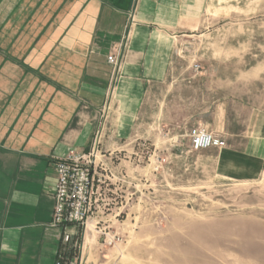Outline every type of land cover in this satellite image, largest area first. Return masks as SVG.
<instances>
[{"label": "crops", "instance_id": "obj_1", "mask_svg": "<svg viewBox=\"0 0 264 264\" xmlns=\"http://www.w3.org/2000/svg\"><path fill=\"white\" fill-rule=\"evenodd\" d=\"M202 3L0 0V264H55L62 233L51 225L56 161L89 153L102 117H111L112 136H130L148 85L167 80L175 44L189 38ZM219 110L217 127L208 129L228 135ZM253 117L245 146L221 153L219 167L228 154L240 172H258L264 114ZM109 191L91 218L103 228L121 212L112 207L115 188ZM91 231V224L78 231L81 264H98Z\"/></svg>", "mask_w": 264, "mask_h": 264}, {"label": "rangeland", "instance_id": "obj_2", "mask_svg": "<svg viewBox=\"0 0 264 264\" xmlns=\"http://www.w3.org/2000/svg\"><path fill=\"white\" fill-rule=\"evenodd\" d=\"M203 2L189 38L175 44L167 80L148 85L130 136H112L111 117L101 118L90 150L97 205L115 188L121 212L108 228L88 222L98 264H264V158L253 176L228 154L218 166L264 114V0ZM218 110L238 136L189 150V130L217 127Z\"/></svg>", "mask_w": 264, "mask_h": 264}, {"label": "built area", "instance_id": "obj_3", "mask_svg": "<svg viewBox=\"0 0 264 264\" xmlns=\"http://www.w3.org/2000/svg\"><path fill=\"white\" fill-rule=\"evenodd\" d=\"M108 61L117 64L113 56ZM187 137L191 151L224 146L217 133L201 124L191 128ZM92 153L93 150L87 154L72 152L56 161L51 225L60 228L62 233L55 264H81L79 232L85 231L101 196L94 185Z\"/></svg>", "mask_w": 264, "mask_h": 264}, {"label": "bare ground", "instance_id": "obj_4", "mask_svg": "<svg viewBox=\"0 0 264 264\" xmlns=\"http://www.w3.org/2000/svg\"><path fill=\"white\" fill-rule=\"evenodd\" d=\"M87 227V226H86Z\"/></svg>", "mask_w": 264, "mask_h": 264}]
</instances>
